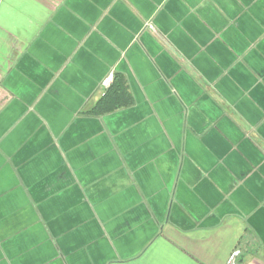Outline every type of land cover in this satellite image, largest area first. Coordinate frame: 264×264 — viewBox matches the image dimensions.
Masks as SVG:
<instances>
[{
    "label": "crops",
    "instance_id": "0c3cea01",
    "mask_svg": "<svg viewBox=\"0 0 264 264\" xmlns=\"http://www.w3.org/2000/svg\"><path fill=\"white\" fill-rule=\"evenodd\" d=\"M235 251L264 264V0H0V264Z\"/></svg>",
    "mask_w": 264,
    "mask_h": 264
},
{
    "label": "built area",
    "instance_id": "2783aa9c",
    "mask_svg": "<svg viewBox=\"0 0 264 264\" xmlns=\"http://www.w3.org/2000/svg\"><path fill=\"white\" fill-rule=\"evenodd\" d=\"M114 79V74L111 72L103 81L101 84V88L106 91L112 84ZM239 256L238 251H235L230 258L227 261V264H236V258Z\"/></svg>",
    "mask_w": 264,
    "mask_h": 264
},
{
    "label": "trees",
    "instance_id": "16d2710c",
    "mask_svg": "<svg viewBox=\"0 0 264 264\" xmlns=\"http://www.w3.org/2000/svg\"><path fill=\"white\" fill-rule=\"evenodd\" d=\"M115 76H114V79H113V82H112V84H111V86L106 90V91H108L109 92V90L112 88V86H113V84H114V82H115ZM107 92V93H108ZM106 93V94H107ZM105 94V95H106ZM121 96H123L124 98H122V99H125V97H126V92H125V90H124V92L121 94ZM122 103H124V105H127L128 104V102H126V101H124V100H121V102H118V104L117 105H120V104H122ZM116 105L115 104H112L110 107H106V108H102V109H100L99 110V112H104V111H109V110H112L114 107H115Z\"/></svg>",
    "mask_w": 264,
    "mask_h": 264
}]
</instances>
